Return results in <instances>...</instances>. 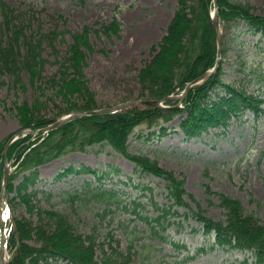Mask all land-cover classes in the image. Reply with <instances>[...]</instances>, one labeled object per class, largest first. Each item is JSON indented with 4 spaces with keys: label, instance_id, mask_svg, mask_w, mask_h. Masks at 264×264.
<instances>
[{
    "label": "rangeland",
    "instance_id": "374dc122",
    "mask_svg": "<svg viewBox=\"0 0 264 264\" xmlns=\"http://www.w3.org/2000/svg\"><path fill=\"white\" fill-rule=\"evenodd\" d=\"M6 1L24 17L22 21L27 23L28 35L32 34L36 40L42 33L49 36L40 46L36 59L39 64L34 72L22 69L19 64L20 81H17L14 75L0 69V146L12 144L18 139L15 135L26 130L22 127L25 106L37 119L57 116L58 120L67 112L83 108L103 109L132 100H152L154 92L141 83L140 71L152 60L154 50H158L166 36L180 0ZM194 1L198 0H189V4ZM233 1L241 2L252 16L264 20V0ZM212 4L211 14L214 13ZM221 29L224 47L217 70L219 82L264 99V30L252 29L243 18L232 19L221 25ZM83 34L88 46L80 47L83 56L80 68L65 69L68 65L65 60L74 51L76 36ZM24 49L21 48L19 60ZM71 78L79 80L81 91L60 93L62 87L59 85ZM181 92L177 89L172 94L175 108L183 107L185 97L182 99ZM215 93L219 94L220 89H215ZM211 96L214 98L215 94ZM260 107L263 113L259 118L246 111L231 118L226 130L210 128L188 140L178 128L181 117L165 123L160 118L152 122L145 120L136 126L129 138V151L148 155L172 173L182 184L184 201L193 209H196V201L214 221L225 218V209L220 206L219 195L222 194L239 200L247 211L256 214L257 224L264 226V103ZM157 123L167 128V134L159 135ZM154 132L156 136L150 139V133ZM42 133L47 135L46 131ZM9 163L12 171L15 170L18 162L14 159ZM70 166L77 171H81L82 166L88 167L99 174L82 171L56 180V176ZM38 171L33 205L66 213L71 232L80 238L81 244L88 245L93 240L97 260L101 257L99 248L111 245L129 255L131 264L139 263L141 258L150 264H256L249 251L212 248L214 234L206 236L191 215H185L189 216L185 219L187 210L183 207H175L181 217L172 218L165 229L157 227L159 235L151 236L146 222L131 214L130 204L140 201L145 205V215H157L150 202L153 200L160 206L169 202L164 191L165 181L140 173L134 162L110 145H93L87 152H70L40 166ZM106 172L109 175L99 180ZM129 178L131 182L127 185L118 182H127ZM21 180L20 175L15 185ZM101 184L108 189H121L126 210L120 207L115 211L116 208L111 207L104 214L105 205L89 199L90 190ZM66 193L80 199L72 201ZM14 197L15 192H7V239L16 218L32 225H39V220H43L28 212ZM54 225L50 221L48 231H53ZM135 225L147 232L131 236L129 233ZM131 241L134 246L127 252ZM141 243L147 246L142 247ZM30 244L38 245V242L30 240ZM199 248L206 251L196 252ZM187 255L195 258L183 261ZM11 258L12 252L7 248L6 260Z\"/></svg>",
    "mask_w": 264,
    "mask_h": 264
},
{
    "label": "trees",
    "instance_id": "16d2710c",
    "mask_svg": "<svg viewBox=\"0 0 264 264\" xmlns=\"http://www.w3.org/2000/svg\"><path fill=\"white\" fill-rule=\"evenodd\" d=\"M213 0H198L189 4V0H180V7L170 23L168 32L158 50H154V55L145 67L140 71L139 80L154 92L152 100H163L174 94L179 89L183 91L186 86L211 70L217 60V35L211 20V8ZM220 24L225 25L232 19L243 18L247 26L254 30H264V20L254 17L249 13V8L241 2L231 0H218ZM0 69L14 75L20 81L19 71L28 70L30 73L38 68L39 62L36 60L40 52L42 42L49 35L42 33L36 40L32 34H27V23L22 21L24 17L16 13L13 7L6 1L0 0ZM26 21V19H25ZM50 34V33H49ZM77 42L74 51L65 60V69L70 67L80 68L83 59L81 45L88 46L87 37L77 35ZM21 48L25 52L21 57ZM64 64V65H65ZM219 71L201 85L193 86L185 95L182 108H160L134 106L116 113L100 114L95 116H85L77 118L58 129H54L47 135H38L30 141L33 136L20 137L8 148V159H15V170L9 176L7 192H15L14 199H19L18 204L23 205L28 212L38 215L39 225H32L24 219H15L14 225L9 232L8 248L12 252V258L8 264H50L61 261L64 264H131L129 255H125L118 248L109 245L100 247L101 257L96 259L94 242L82 245L78 236L72 234V227L68 221L66 213L54 210L43 209L33 205L32 200L36 197V190L39 179V167L55 159L63 157L70 152H87V148L93 145H110L118 153L134 162L140 173L151 174L165 181L164 191L169 199L165 205H158L151 200V204L158 212L157 215H145V205L140 201H132L131 214L135 219L146 222L147 230L153 237L159 235L157 227L167 228L171 224V219L181 217L178 209L183 207L187 210L185 215L201 225L206 236L214 234V247L228 250H241L250 252L256 264L264 263V226L257 224L256 214L247 211L242 203L226 195H219L220 206L225 209V218L219 221L205 215V211L196 201V209L191 208L189 203L184 201L185 194L182 184L176 180L172 173L161 168L158 162L144 153L134 154L129 151L128 143L136 126L143 121L152 122L157 118L170 122L176 117H181L179 130L186 140L200 136L202 132H207L210 128L225 129L229 127L230 119L239 117L246 111L259 118L263 109L260 107L264 99L246 94L230 85L219 82ZM78 80V79H77ZM74 78L65 80V84H60L63 91H81L82 84ZM16 81V82H17ZM20 83V82H19ZM215 89H220V93H215ZM215 94L213 98L211 95ZM221 94V95H220ZM175 100L171 99L165 104L172 106ZM22 127L25 129L38 130L54 123L57 116L50 119L33 117V113L24 107ZM96 107H88L75 111H91ZM74 111L67 112L65 114ZM160 127V136L167 134V128ZM157 132L150 133L149 138L156 136ZM27 142V143H26ZM26 143V144H25ZM5 145L0 146V192L2 189L4 176L3 151ZM93 173L88 167H81L77 171L70 166L56 176V180L68 176L72 173ZM27 173V174H26ZM22 176L19 184L15 185V180ZM109 175L99 177V180ZM127 185V182L118 181ZM32 188V191H29ZM90 200L98 205H105L107 210L111 207L117 209L123 207L121 189H108L100 185L94 190H90ZM44 193V191H41ZM90 193V192H89ZM70 200H79L77 195L66 193ZM141 209V210H139ZM169 214V215H168ZM188 219L189 216H185ZM169 218V219H168ZM45 221V223H44ZM48 221V223H47ZM50 221L54 223V230L48 231ZM134 221V219H131ZM133 227L134 233L145 234L147 232ZM127 232V230H126ZM74 236V237H73ZM78 238V239H77ZM165 240V237H160ZM90 239V238H89ZM31 241L38 242L30 244ZM77 240L78 242H75ZM142 247L147 246L141 243ZM118 246V245H117ZM134 246V242L129 243V252ZM139 249L142 247L138 246ZM181 249V247H179ZM186 249V246H182ZM206 249L199 248L196 252H205ZM187 255L183 261L193 259ZM136 264H150L141 258Z\"/></svg>",
    "mask_w": 264,
    "mask_h": 264
},
{
    "label": "water",
    "instance_id": "95a60500",
    "mask_svg": "<svg viewBox=\"0 0 264 264\" xmlns=\"http://www.w3.org/2000/svg\"><path fill=\"white\" fill-rule=\"evenodd\" d=\"M217 3H218V0H214L215 13H214V17H213V24H214V27L216 29L217 38H218V47H219L216 65H215L214 69L206 72L204 75H202L201 77L196 79L192 84H190L188 86V88L194 84L203 82L204 80L208 79L219 69L221 54H222V47H223V36H222V31H221L220 26H219L218 4ZM187 89H186V91H187ZM170 98H173V97L170 96V97L166 98L165 100H168ZM161 102L162 101H159V100H144V99L132 100V101H128V102L119 104V105L114 106V107H108V108L97 109V110H92V111L73 112V113H71L67 116H64L61 119L57 120L55 123L51 124L50 126H48L45 129L38 130L36 132L20 131L17 133V135H20L22 133H24V134H38V133H41L44 131L48 132V131L57 129V128L65 125L66 123H68V122H70L76 118L85 117V116H95V115H100V114L116 113V112L122 111L124 109L134 107V106L159 107V106H161ZM8 146H9V143L5 149V152H4L5 164H6V160H7L6 151H7ZM9 173H10V171H9V168L6 164L4 180H3V188H2V192L0 194V260H1V264H6L4 261V256H5V246L7 243L6 226H5V220L6 219L2 217L3 211L1 209V204L6 199L7 185H8V181H9Z\"/></svg>",
    "mask_w": 264,
    "mask_h": 264
}]
</instances>
